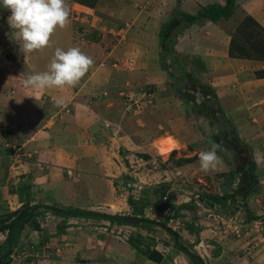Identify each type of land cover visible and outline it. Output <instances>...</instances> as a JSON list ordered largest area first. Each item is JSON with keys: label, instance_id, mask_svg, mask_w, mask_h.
Listing matches in <instances>:
<instances>
[{"label": "crops", "instance_id": "crops-1", "mask_svg": "<svg viewBox=\"0 0 264 264\" xmlns=\"http://www.w3.org/2000/svg\"><path fill=\"white\" fill-rule=\"evenodd\" d=\"M112 1L123 9L126 8L130 13L132 9L135 10L138 3L135 0ZM10 14L8 10L0 7L1 17L6 18L7 15L9 17ZM3 21L6 22L7 19ZM262 25L264 26V23ZM67 30L68 28L57 29L51 38L50 46L42 52H34L30 55H23L21 52L19 56L24 61L20 67L26 64L28 73L31 74L44 72L55 49L58 48L56 42L63 43L62 48H65L63 50L78 47L92 58L91 67L96 68L81 79L79 86L65 89L63 92L26 88L24 93L17 84L12 92L0 94L2 98L0 105L3 102L2 105L5 106L4 113L0 116V134L3 139V135L6 136L5 142L0 144V218L19 211L25 205L24 201L20 202L17 195L11 192V188L20 182H26L30 186L32 197L28 206L56 207L61 210H77L109 216L149 218L147 215L153 197L158 196L157 198L163 201L169 198L164 196L165 192L146 188L145 183L143 185L140 183L138 187L134 185L136 183L131 186L133 179L130 172L137 168L140 158H143L140 155L143 154L141 153L143 149L139 151L137 136L130 132H125L129 136L120 132V128L126 126V122L124 126H120V122L125 119L132 120L133 117H124L119 121L118 115L123 116L124 113L122 110L119 111L121 91L115 97L111 95L116 93L105 96L104 91L108 86H113L116 78L112 77L114 72L111 67L99 64L104 56L96 51V44L73 43L71 37L73 32ZM184 32L176 39L178 45L181 44L178 42L179 39L189 40L184 36ZM11 36L13 35L8 38ZM3 37L5 36L2 34L0 45L6 44V39ZM10 42L11 40L7 45L10 56L5 57V61L12 64L13 61L16 62L15 53L20 47L18 43H16L18 47H15ZM220 52L224 53V48ZM188 54L196 61L197 58H201V54L194 51ZM107 55L105 58L108 57ZM201 59H203V62H200L203 65L202 82L213 90L222 110L226 105L227 111L226 113L222 111L223 115L234 123L238 122L241 116L247 115L248 122L252 124L250 130L259 128V135L264 136V92H262L264 74H260L264 72V63H254V69L250 70L248 67L251 65L250 60L226 58L223 55L212 57L202 55ZM258 70L260 71L257 72ZM109 71H112V74ZM159 74L158 76L162 75ZM58 100L61 101L59 106ZM166 113L172 116L171 107L166 108ZM161 115L165 116V113ZM181 122L180 125L177 124L178 127L191 130L184 126L182 120ZM134 132L137 133V130ZM252 135L253 133L250 132L249 136ZM201 136L204 137L203 134ZM118 142L121 144L117 145ZM246 144L250 142L247 141ZM250 148L252 151L256 149H253V146ZM258 150L263 159L264 147ZM254 169L256 170V167ZM242 180L241 185L244 182L246 184L248 179L242 178ZM260 182L259 184H263ZM161 184L164 183L158 185V188H161L159 190L168 188V185L165 187ZM134 187L138 190L135 191ZM251 193L249 191L243 199L240 195H235L233 198L239 199L235 201L230 197L232 208H227L232 210V216L236 217L237 227L244 230L240 231L242 238L237 240L239 236L232 233L228 235V231L213 232L211 236H215V239L210 237L211 245L216 247L220 254L216 257H214L215 252L210 257L197 255L203 264H216L215 262L218 261L220 264L223 256L229 260L226 264H264L259 250H251L249 253L245 250L241 251L249 241L248 233L245 232L247 226L260 221L258 225L264 232V213H260L258 209L261 200L259 201L257 196L253 197ZM179 196L175 199L180 198ZM160 200H157L160 203H156L155 206L162 204ZM169 200L175 202L172 198ZM216 202L217 204L222 202L223 209L228 207L230 201L226 204L221 199H217ZM176 206L175 208H179L178 205ZM190 209L183 205L179 210ZM262 209L264 210V204ZM34 212L36 214L30 222L18 225L16 228L15 245L12 249V252L16 253L22 250L20 241L25 237L28 238L26 242L30 247L28 256L33 260H28V264H177V262L196 264L185 253L177 250L178 248L175 249L172 237L157 226L145 224V227L140 228L139 225H121L98 218L95 220L96 218L89 217L57 216L43 208ZM163 214H165L164 208L158 206L157 213L153 216L158 215L162 220ZM194 217L187 221L183 216L184 221L179 223L180 219L175 214L171 218L173 220H168V224L164 220L161 223L176 234L177 241L187 240L188 234L192 232L190 229L195 226L199 238V242L198 240L196 242L199 245L201 232L196 226L203 221L207 225V221L202 217ZM154 220L160 223L157 219ZM32 225H37V229L35 230ZM166 235L168 238L171 237L172 243L164 239ZM214 247L207 246L206 252L213 251ZM150 250L160 255L159 262L149 260L143 254Z\"/></svg>", "mask_w": 264, "mask_h": 264}, {"label": "rangeland", "instance_id": "rangeland-1", "mask_svg": "<svg viewBox=\"0 0 264 264\" xmlns=\"http://www.w3.org/2000/svg\"><path fill=\"white\" fill-rule=\"evenodd\" d=\"M135 1L138 2L137 6L135 10L132 9L130 13L126 8L123 9L112 0H67L70 7V23L66 27L68 28L67 32H73L71 35L73 43L78 42L77 44H79L80 42H85L87 44H96V51H99L98 53L104 56L99 64H103L105 67H111L114 73L112 74V71H109V73L113 75L112 77L116 78L113 86H108L104 91L105 96L108 97L116 93L115 95H111L115 97L118 96L117 93L121 91L122 95L119 97L121 109H119V111L122 110L124 113L123 116L118 115L119 121L123 120L124 117H133L132 120L125 119L123 122H120V126H124L126 122L125 127L127 128L126 130L123 129L125 127L120 128V132H123V134H125V132H130L134 136H137L140 147L139 151L143 149L141 152L143 154L139 153L143 158H140L137 168L130 172L132 173L133 179L131 186L136 183L134 185L138 187L140 183L141 185L145 183L144 185H146V188H155L154 190H156V192H165V197L169 199L172 198L174 199L173 201H175L172 202L169 199L163 201V199H158V196H154V200L150 205L151 209L148 211L149 214L147 215L149 218L146 219H151L150 221L152 222H155L154 219H157L160 223L164 220L167 221L168 224L169 219L173 220L169 218L171 212L172 215L176 214V217L180 219L179 223L184 221L183 216L187 218V221L192 216L202 217L207 221V225L203 221L202 224H199L200 226H196L201 232V242L199 245H197L199 238H197L198 232L197 229L195 230V226L190 229V232H192L188 234L187 240L179 239V243L186 247L190 254L196 257L197 255H207L210 257L213 252L216 253L214 255V257H216V255L220 253L219 250L215 249L216 247L211 245L212 239L210 237L215 239V236H211L213 232L216 233L218 230L222 232L228 231V235L232 233L239 236L237 240L242 238L240 231L243 229L239 226L237 227V219H235V216H232V210L228 209L232 208L230 197L234 201L235 199L239 200L237 197H233L239 195L237 185L241 183V181L243 182V165H241L243 162L244 164L254 165V168L256 167V175L254 176L255 184L251 185L249 190L252 192L251 194H253V197L257 196L259 201L261 200L259 203L260 208L258 205L257 207L260 209V213H264L262 209V204H264V158L262 159V154H260L258 150L264 147V136L259 135V128L250 130L252 124L248 122L247 115L241 116L240 120L238 122L235 121V123L229 119L237 139L249 148L252 146L253 149L256 148L254 151L250 148V154L243 152L237 155L239 150L231 149V147L225 145V141L231 137L229 133H226L223 138L221 134L218 133V130H220L219 128L216 129L211 127V125L208 126L207 119L202 116H197L196 118L190 116V104L180 97L174 83H171L165 76L162 64L165 66L169 65L168 67H170V57L165 56L162 60L160 59L157 34L162 23L166 21L173 11L178 10L182 13L194 14L200 6L216 3L222 4L223 0ZM7 18L8 15L6 18L0 16V20H2L0 22V30L2 31V33H0V40H2V34L5 36L3 38L6 39V41L4 40L6 44L0 45V94L1 92H12L17 84L21 87V92L26 93L24 80L31 75V73H28V66L24 64V62V66L20 67V64L24 61L22 57L19 56L21 50L15 53V63L14 61L12 64L5 61V57L7 58L10 56L7 48L8 41L11 40L10 43L18 47L16 44L18 42L13 36L8 38L13 34L7 21H3ZM263 23L264 0H234V8L228 19L219 20L216 23L205 22L202 27L193 25L177 34L178 39L185 31L184 36L188 37L189 40L185 39L182 41L179 39L178 42H181L182 45H178L176 40V46H174L175 58L187 67H189L190 63H193V61L198 63L200 67H203L200 63L203 62V59H201L202 55H209L211 57L223 55L226 58L250 60L249 63H251V65H248V67L250 70L252 68L254 69V63H264ZM67 32H64V34ZM62 44L61 42H56V47L65 49L62 48L64 47ZM255 45L259 51L254 50L253 47ZM52 47L54 48L55 44L52 45ZM223 48L225 54L220 52ZM191 51L201 54V58H197L199 62L188 54V52ZM106 54H108L107 58H105ZM146 67L149 69H145ZM95 69L96 68L93 66L89 71H94ZM259 71L260 70L257 72ZM159 73L162 75L158 76L160 75ZM200 82H202V78ZM179 84L183 85V82ZM262 92H264V90H262ZM95 96H97L96 93ZM1 99L0 97V101ZM216 101L220 110L226 113V105H224V109L222 110L218 99H216ZM195 102H199V99H196ZM2 104L3 102H1L0 105V116L4 113L3 107L5 106ZM167 107H171L173 110L172 116L166 113ZM184 111H188L187 115H185ZM161 113H165V116L161 115ZM218 114L216 110L213 111V116L216 117L221 130L224 128L229 129L228 125L222 123V116ZM184 115L188 119H186ZM224 117L226 118L225 115ZM180 119L185 124L184 126L191 128V130L185 127H178L177 124L180 125L182 123ZM135 130H137V133L134 132ZM185 130L187 131L184 132ZM5 131L6 130H4V132ZM250 132L253 133L252 136H249ZM201 134L204 135L203 138H201ZM125 135L129 136L128 134ZM3 136L4 139L0 134L1 145L6 139L5 134ZM208 137H211L210 142H208ZM247 141H249L252 146L246 144ZM211 142L220 144L222 148L227 151L219 155L217 154L222 160V163L217 169L205 173L200 168L199 156L202 151H207L211 148V144H209ZM120 144L121 142H118L117 145ZM234 154L237 155V158L241 157L240 163L236 160ZM228 180V185H225V182ZM260 181L263 184H259ZM160 183H164L161 184L164 186L168 185V188L162 189L165 191L159 190L161 189L158 188ZM133 189L135 191L138 190V188L135 187ZM176 196L180 198L175 199ZM217 199H223L225 203L230 201L228 207L226 206L222 209L223 203L220 202L217 204ZM157 200H160L162 203L158 204V206H162L165 210V214H163L161 218L162 220H160L158 215L153 216L158 210V206H155V204L159 202ZM176 205H178L179 208H175L177 207ZM183 205L191 209L188 211L179 210ZM174 210H176V212ZM214 212L217 214H214ZM49 213L52 214L51 211H49ZM76 217L84 218L79 216ZM139 218L140 217H136L135 219ZM95 220H97V218ZM233 222H235V224ZM138 225L140 228L145 227L143 223ZM245 230V232L248 233L247 238L249 241H247L248 244L243 246L244 248H242L241 251L245 250L249 253L251 250H259V254L263 260L262 263H264L263 229L259 225L255 228L249 225ZM170 238L166 235L164 239L168 243H172ZM27 240L28 238L25 237L20 241L22 250H19L17 253L11 252L10 262L7 264H28L27 261L32 258L28 256L30 247H28L26 243ZM196 240H198V242H196ZM253 245L254 248L252 247ZM3 246H5V233L0 234V256L4 252L2 250ZM207 246L214 247L213 251L206 252ZM175 249L177 248L175 247ZM229 253H231V251ZM228 261L229 260H226V257L223 256L220 260V264H226ZM215 263L218 264L219 261ZM177 264L179 263L177 262Z\"/></svg>", "mask_w": 264, "mask_h": 264}, {"label": "trees", "instance_id": "trees-1", "mask_svg": "<svg viewBox=\"0 0 264 264\" xmlns=\"http://www.w3.org/2000/svg\"><path fill=\"white\" fill-rule=\"evenodd\" d=\"M86 8H89V7H86ZM233 8H234V0H223L222 4L216 3V4H208L205 6H200L195 11L194 14L182 13V12H179L178 10L173 11L169 15V17L166 19V21L162 23V25L160 26L157 36H158V47H159V52H160L159 54L160 59L162 60L163 58H165V56L170 57V67H168L169 65L165 66L164 64H162V68H163V71L165 72V76L167 77V79L171 81V83H174V86L177 88V91L180 97L190 104L191 113L189 115L195 118L197 116H202L203 118L207 119L208 126L211 125V127H214L216 129L219 128L220 130H218V133L221 134V137L223 138L226 133H229V136L231 135V137L225 141V145L228 147H231V149L239 150V152H237V155H240V153H243V152L250 154L251 150L248 146L243 145L242 142L239 139H237V136L234 133V129L230 124V120L224 117L223 112L219 108V105L216 101V96L213 90L207 84L200 82L202 78L201 72H203V68L200 67L199 64L195 63L194 61L193 63H190L189 67L184 66L181 62L176 60L175 52H174V46H175V42L177 39V34H179L183 30L193 25L204 26L205 22L216 23L219 20H226L230 17ZM253 48L254 50L259 51L256 45ZM260 74H264V72ZM181 82H183V85L179 84ZM196 99H199V102L196 103L195 102ZM215 110L217 113H219L218 115L222 116V120H223L222 123L228 125L229 129L224 128L221 130L216 117L213 116V111ZM184 112H185V115H187L188 111H184ZM186 119L188 118L186 117ZM210 138L211 137H209L208 142L211 141ZM223 152L224 151L218 150L217 154H222ZM237 155L234 154L236 160H238V162L240 163L241 157L237 158ZM241 165H243L242 166L243 178L248 179L246 184L244 182L243 185H241V183L240 184L238 183L237 185L238 193L240 197L243 199L244 196L250 191L249 189L251 185L255 184L254 176L256 174H255L254 165H249L247 163L244 164V162ZM228 183H229V180L225 182V185H228ZM11 192L17 195V198L20 202L24 201L25 205L19 211L8 213L4 215L2 218H0V234L5 233V246L2 247V250L4 252L2 254L3 256L2 255L0 256V264L9 263V256L15 245L14 244V236L16 232L15 230L18 227V225H22V224L30 222L32 217L36 214L35 212H33L32 214H30L29 216L25 217L23 220L18 222L12 228V231L10 234L9 246L7 247L6 246L7 236H8V232L12 224L16 222L17 219L23 213L29 211L32 207H35L34 205H30V206L27 205L32 197V193L30 192L29 184H27L26 182L18 183L15 187L11 188ZM221 200L223 201V199ZM36 207H37L36 210L39 208L47 209L46 206H36ZM48 208L57 210V211H54V210L52 211V214L57 215V216H75L76 217L77 214L80 213L77 210H65L64 211V210H59L55 207H48ZM93 218L103 219L106 221L114 222L116 224H124L121 221L122 219L124 220L135 219L133 217H128V216H125V217L124 216H107L104 214L103 215L98 214L97 216H94ZM169 218H173V215H170ZM139 220L143 224L154 225L159 228H162L163 230H169L165 226L164 223L152 222L146 218H139ZM32 226L35 230L37 229V225H32ZM174 247L176 246L174 245ZM143 254H145V256L149 260H152L154 262H159L161 259L160 255L154 250L146 251L145 253L143 252ZM188 257L192 261H194L196 264H201L200 261L196 260L192 256L188 255Z\"/></svg>", "mask_w": 264, "mask_h": 264}, {"label": "clouds", "instance_id": "clouds-1", "mask_svg": "<svg viewBox=\"0 0 264 264\" xmlns=\"http://www.w3.org/2000/svg\"><path fill=\"white\" fill-rule=\"evenodd\" d=\"M0 7L11 13L7 23L23 55L42 52L48 48L57 29L63 30L70 23V7L67 0H0ZM92 65V58L78 47H70L67 50L56 48L47 70L29 75L24 80V86L31 90L63 92L65 89L76 87ZM60 103L58 100L57 105ZM218 150L227 151L220 144L211 142V148L200 153L199 165L203 172L216 170L222 163L217 155ZM259 222L253 223L252 226L255 228ZM171 239L173 241V238ZM183 253L187 255L186 252Z\"/></svg>", "mask_w": 264, "mask_h": 264}, {"label": "water", "instance_id": "water-1", "mask_svg": "<svg viewBox=\"0 0 264 264\" xmlns=\"http://www.w3.org/2000/svg\"><path fill=\"white\" fill-rule=\"evenodd\" d=\"M36 206L35 207H32L29 211L23 213L18 219L16 222H14L12 224V226L10 227L9 229V232H8V236H7V247L9 246V240H10V234H11V231H12V228L18 223L20 222L21 220H23L25 217L29 216L30 214H32L35 210H36ZM46 210H49V211H53L54 209H50L46 206ZM54 211H57V210H54ZM98 214H95V213H90V212H80L77 214V216L79 217H94V216H97ZM122 223L126 224V225H138L141 223V221L139 219H122L121 220ZM167 234H169L172 238H173V241H174V244L177 246L178 249H180L181 251L183 252H186L187 255H190L192 256L193 258H195L196 260H198L195 256H193L192 254H190L182 245L178 244V241H177V236L176 234H174L173 232H171L170 230H164ZM3 256V255H2ZM202 264V263H201Z\"/></svg>", "mask_w": 264, "mask_h": 264}, {"label": "bare ground", "instance_id": "bare-ground-1", "mask_svg": "<svg viewBox=\"0 0 264 264\" xmlns=\"http://www.w3.org/2000/svg\"><path fill=\"white\" fill-rule=\"evenodd\" d=\"M174 146V145H173Z\"/></svg>", "mask_w": 264, "mask_h": 264}]
</instances>
